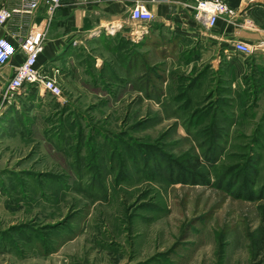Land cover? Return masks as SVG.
<instances>
[{
    "label": "rangeland",
    "instance_id": "obj_1",
    "mask_svg": "<svg viewBox=\"0 0 264 264\" xmlns=\"http://www.w3.org/2000/svg\"><path fill=\"white\" fill-rule=\"evenodd\" d=\"M223 1L237 16L213 30L189 13L103 31L61 56L59 96L15 93L0 264H264V16Z\"/></svg>",
    "mask_w": 264,
    "mask_h": 264
},
{
    "label": "crops",
    "instance_id": "obj_2",
    "mask_svg": "<svg viewBox=\"0 0 264 264\" xmlns=\"http://www.w3.org/2000/svg\"><path fill=\"white\" fill-rule=\"evenodd\" d=\"M26 1L29 0H4L2 7L17 9L21 8ZM139 1L148 3L155 16L153 23L156 24H168L175 17L187 19L190 9L186 8L185 4H193V0H172L173 3L171 4H153L150 2L151 0H63L62 7L56 11L49 25L44 51L38 61V68L45 75L49 77L55 76L54 78L59 80L54 75V71L63 62V57L61 56H64V61L65 58L71 60L74 48L79 43L87 41L90 36H97L103 31L107 35L114 32H129V35L134 36L136 34L134 28L140 24L132 22L129 13L135 3ZM255 1H250L252 4H249L250 8H248L247 12H241V7L238 9V14L241 15L242 13L240 17L245 18L250 16V14L252 17H257V15L264 16V12L258 9H264V6L254 5ZM47 17L48 12L43 0L41 1L40 9L36 13L32 15H16L8 24L0 26V38L8 37L14 41L15 35L26 36L33 28H44ZM232 20L234 22H231V25L236 27L237 18H232ZM257 40H260L261 45L264 46V36H258ZM237 41H243L251 45L254 40L240 36ZM262 51L264 52V49ZM24 60L25 55L18 52L8 65L0 67V118L5 113L7 114L8 111H11V116H14V114L20 112L21 107L24 105V102H22L23 96L19 97L13 94L10 99H3L6 88L15 76L16 69Z\"/></svg>",
    "mask_w": 264,
    "mask_h": 264
},
{
    "label": "built area",
    "instance_id": "obj_3",
    "mask_svg": "<svg viewBox=\"0 0 264 264\" xmlns=\"http://www.w3.org/2000/svg\"><path fill=\"white\" fill-rule=\"evenodd\" d=\"M41 1L43 0H29L17 9L1 8L0 26L8 24L16 15L36 13L40 9ZM44 2L48 12L44 28H33L26 36L15 35L14 41L8 37L0 38V67L8 65L18 52L25 55L24 62L16 69L15 76L4 92V100L10 99L13 94L25 88L37 86L55 96L61 94V88L56 79L45 75L38 68V61L44 51L49 25L56 11L62 7L63 0H44ZM150 2L153 4L173 3L172 0H151ZM185 6L190 9V13L195 14L196 22L207 30L215 29L226 16H237V12L223 0H193L192 5L185 4ZM129 16L132 22L140 25L150 24L155 19L148 3L144 1L136 2ZM233 51L244 56H251L254 52L253 47L243 41L234 42Z\"/></svg>",
    "mask_w": 264,
    "mask_h": 264
}]
</instances>
